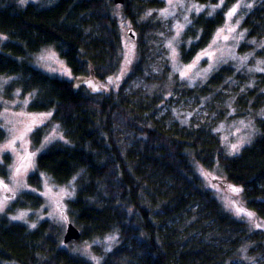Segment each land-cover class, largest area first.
Returning <instances> with one entry per match:
<instances>
[{"label":"trees","instance_id":"1","mask_svg":"<svg viewBox=\"0 0 264 264\" xmlns=\"http://www.w3.org/2000/svg\"><path fill=\"white\" fill-rule=\"evenodd\" d=\"M232 1L226 0L211 16L192 17L179 46L183 62L210 42ZM114 4L113 0H38L22 5L19 0H0V33L8 38L0 50V74L17 76L9 89L18 86L33 94L29 110L51 113L49 122L32 132V144L39 146L52 124L64 134V140L38 154L28 183L39 189L40 173L59 185L74 181L68 212L80 237L71 242H89L93 253L90 257L66 248L65 229L51 220H41L33 228L12 220L8 214L16 209H35L44 203L40 195L24 191L6 212H0V264H233L247 241L248 253L264 258V232L250 237L243 223L205 187L197 170V165L218 168L264 220V116L258 113L264 106V74H258V86L245 87L247 77L235 76L232 68L223 66L205 84L185 88L187 95L212 97L234 76L241 81L226 95L227 101L233 116L254 117L258 134L230 155L206 124L166 127L158 119L168 98L164 84L136 101L127 95L132 81L144 77L150 63L149 42L159 28L152 16L163 6L162 0L121 4L135 31L138 53L116 91L90 92L81 85L75 89L72 81L28 62L30 54L53 45L74 75L107 80L117 72L121 56ZM243 27L246 41L241 47L264 59V0L251 6ZM6 136L0 127V141ZM10 163V155L4 154L0 176L9 175ZM197 212L203 213L202 219ZM216 231L219 238L239 235L224 248L213 243Z\"/></svg>","mask_w":264,"mask_h":264},{"label":"rangeland","instance_id":"2","mask_svg":"<svg viewBox=\"0 0 264 264\" xmlns=\"http://www.w3.org/2000/svg\"><path fill=\"white\" fill-rule=\"evenodd\" d=\"M33 1L38 0H19L22 5ZM162 1L163 6L153 11L152 16L159 22V28L153 33L149 42L150 63L145 70V76L132 81L127 95L130 96L131 101H136L138 96L149 95L159 85L164 84L168 98L160 107L157 116L165 122L166 127L180 124L197 128L206 124L210 131L219 136L226 152L230 155L236 154L258 134L254 117L233 116L234 108L226 97L231 93L232 88L241 84L236 75L247 77L245 87H253L258 86V74H264V59L254 52H245L241 47L246 41L243 19L257 0L230 2L224 11L222 25L214 32L210 42L188 62L181 60L179 46L192 17L202 13L211 16L223 7L226 0ZM112 10L120 27L122 43L119 68L107 80L100 81L89 75H74L53 45L44 46L40 51L30 54L27 57L28 62L51 75L72 81L75 89L81 85L90 92L109 93L118 90L137 59L138 44L134 29L123 15L122 5L114 4ZM7 40V36L0 33V50ZM223 66L232 68L235 78L228 80L226 84L223 83V87L218 86L215 96L196 97L186 94L185 88L205 84L212 73ZM175 76L178 78L176 84ZM16 79V75L0 74V127L7 133L6 139L0 141V162H3L4 154H9L11 157L9 175L0 176V212H6L21 192L30 191L44 199L43 205L35 209H16L8 216L14 221L27 224L29 228L36 226L41 220L48 219L64 231L69 222L74 223L68 212V199L72 198L75 192L74 181L59 185L48 175L40 173L39 189L28 183V175L35 171L38 154L52 142L64 140V134L57 124H52L41 144L37 147L33 146L32 132L48 123L51 113L29 110L28 105L33 99V94L23 93L18 86L8 88ZM258 113L264 116V106ZM197 170L205 187L211 190L213 196L234 218L243 223L247 231L251 232L250 237L264 232V220L246 205L238 186L226 181L218 168L206 170L197 165ZM234 188L239 191L233 192ZM249 213L251 215H248ZM196 214L202 219V212ZM215 234L217 235L213 243L224 248H230L239 235L236 232L232 237L219 238V231ZM108 242H113V238L109 237ZM64 246L86 256L91 257L93 254L89 242H69ZM250 246L248 241L243 242L240 245L239 256H235L232 263L264 264V258L248 253L251 251ZM6 264L19 263L9 261Z\"/></svg>","mask_w":264,"mask_h":264},{"label":"water","instance_id":"3","mask_svg":"<svg viewBox=\"0 0 264 264\" xmlns=\"http://www.w3.org/2000/svg\"><path fill=\"white\" fill-rule=\"evenodd\" d=\"M115 4H123L124 0H113ZM80 237V230L78 227L72 223L69 222L66 226L64 235H63V240L65 243H69L73 240H77Z\"/></svg>","mask_w":264,"mask_h":264},{"label":"snow or ice","instance_id":"4","mask_svg":"<svg viewBox=\"0 0 264 264\" xmlns=\"http://www.w3.org/2000/svg\"><path fill=\"white\" fill-rule=\"evenodd\" d=\"M233 11H235V10H233ZM231 14H232V13H229V15H231ZM232 191H233V192H238L239 189H235V188H234V189H232ZM248 215H251V214L249 213Z\"/></svg>","mask_w":264,"mask_h":264},{"label":"bare ground","instance_id":"5","mask_svg":"<svg viewBox=\"0 0 264 264\" xmlns=\"http://www.w3.org/2000/svg\"><path fill=\"white\" fill-rule=\"evenodd\" d=\"M66 229V228H65Z\"/></svg>","mask_w":264,"mask_h":264}]
</instances>
